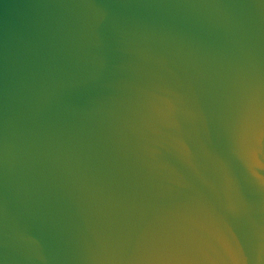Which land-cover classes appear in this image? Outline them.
I'll return each mask as SVG.
<instances>
[{"label": "water", "instance_id": "1", "mask_svg": "<svg viewBox=\"0 0 264 264\" xmlns=\"http://www.w3.org/2000/svg\"><path fill=\"white\" fill-rule=\"evenodd\" d=\"M0 264H264V0H0Z\"/></svg>", "mask_w": 264, "mask_h": 264}]
</instances>
